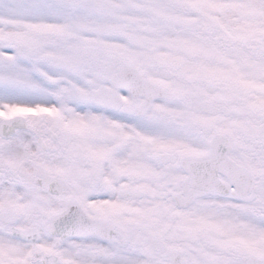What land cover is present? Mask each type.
<instances>
[{"label":"snow or ice","instance_id":"snow-or-ice-1","mask_svg":"<svg viewBox=\"0 0 264 264\" xmlns=\"http://www.w3.org/2000/svg\"><path fill=\"white\" fill-rule=\"evenodd\" d=\"M0 264H264V0H0Z\"/></svg>","mask_w":264,"mask_h":264}]
</instances>
